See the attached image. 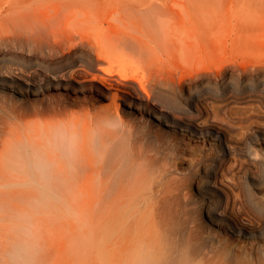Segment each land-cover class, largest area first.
<instances>
[{
	"label": "bare ground",
	"instance_id": "obj_1",
	"mask_svg": "<svg viewBox=\"0 0 264 264\" xmlns=\"http://www.w3.org/2000/svg\"><path fill=\"white\" fill-rule=\"evenodd\" d=\"M216 4L221 15L213 11ZM257 4L264 8V0H0V37L26 29V36L45 49L44 55L57 60V72L74 74V94H84L89 84L100 100L92 115L74 113L71 120L48 124L43 152L22 138L19 153L0 155V264H74V248L79 253L78 248L87 245L99 264H264L261 243L255 249L230 239L214 241V234L198 228L182 236L181 224L184 227L195 202L181 194L185 176H170L174 150L164 156L166 162L156 164L159 175L147 183L157 188L155 195L142 198L138 192L144 184L138 192L135 187L144 176L130 160L115 156L110 144L116 139L108 127L127 121L116 100L122 92L130 110L142 105L160 124L213 139L219 153L197 159L204 163L202 187L197 185L200 202L206 200L211 223L231 237L264 241V196L260 199L248 180L257 181L255 172L264 166V157H257L251 144L252 137L264 143V78L242 84L214 81L232 63L215 57V50L245 39L264 46V28L254 27L255 16L243 19ZM233 18H241L244 33L219 25ZM119 19L131 22L128 32L110 31ZM204 52L212 56V65L195 62ZM130 53L141 62L160 63L159 70L150 69L149 81L168 84L179 75L182 80H202L199 90L182 105L156 95L142 73H122L117 79L86 70L111 74L100 64ZM230 69L243 73L236 66ZM234 103L254 105L234 108ZM208 193L213 198L204 197ZM125 213H130L127 221L138 236L122 245L117 235L126 225Z\"/></svg>",
	"mask_w": 264,
	"mask_h": 264
},
{
	"label": "rangeland",
	"instance_id": "obj_2",
	"mask_svg": "<svg viewBox=\"0 0 264 264\" xmlns=\"http://www.w3.org/2000/svg\"><path fill=\"white\" fill-rule=\"evenodd\" d=\"M213 11L220 12L221 8L216 4L213 7ZM108 14L109 17L110 12ZM221 14L222 12H220V15ZM252 16H255V18L258 20V23H253L254 27L256 29L264 28V8H262L258 4L256 6L254 5L253 7H250L248 14L244 16L243 19L248 20ZM108 17L107 15H105L104 18V22L107 27L110 26ZM125 20L127 19L116 20L118 23H116L115 21L114 24H111L110 31L122 34L128 32V29L132 27V24L130 21L125 22ZM121 21L125 23V28H123L122 30L121 25L123 26V23ZM219 25L232 26V28L237 32L240 31L243 33L246 29L241 18L222 19L219 22ZM124 29H126L127 31ZM25 32L26 29L25 31L22 29H14L12 30L11 35L0 37V155L5 153H19L16 148H23V143H19L18 141L22 138L24 141H26L27 146L28 144H32L31 146H33L34 148H38L41 152H43V148H46V146L48 145V137L45 133L46 126L47 128L49 127L48 124L60 123L61 121H66L68 118L71 120L70 116L74 113H76L77 115H81L83 113L92 115L100 107V100L97 97L96 93L90 91L89 84L87 85V89L86 91H84V94L80 91L74 94V74H71V72L69 71L64 73L57 72L59 65V63H57V60L50 59L48 56H45V52H43L45 49H43V47H41L40 45L38 46L37 42H34L32 39L30 40V35H28V38ZM217 51H219V53H217ZM214 54L215 57L220 58L221 60L229 59L232 61V63H230V65L226 67L221 76L214 79V81H217L216 83L219 85L221 84V82L227 79H231L237 83L242 84L243 81L256 83L259 79L264 78L263 44L255 45L250 41V39H245L233 46H229L227 49L224 48L222 50H215ZM138 58L139 55L130 53V55H123L115 62H102L100 64L101 68L103 67V69H108L109 72L111 70V74L101 70L99 71L97 69L89 70L88 68H86V70L87 72H89V75L100 72L102 74H105V76L113 75V77L117 79H121L120 75L122 73H129L130 76L133 75L132 73H136V77H139L142 73L144 74L145 79L148 80V84L151 85L154 89V93H158L156 95L161 98L173 99V101L182 105H188L191 94L199 90L198 86L201 84L202 80L193 81L187 80L185 78H183L184 80H182L179 75H175L174 82H170L168 84L164 83L163 81H149L150 69L151 71H157L159 70L161 65H159L160 63H158V61L153 63H149L148 61L141 62L137 60ZM194 60L198 64L199 61H201V66L209 64L212 65V56L207 52H204L202 55L197 54L194 57ZM144 63H149V65ZM152 66H155V69L152 68ZM231 66H236V68L242 70L243 73L241 75H238L237 72H233V70L230 69ZM261 71L263 73H261ZM87 74L88 73H86V75ZM18 89L22 92L20 93ZM33 92H36V95H33ZM117 96L118 97L116 100L119 109L121 110V112H123L124 109V115L127 121L121 125L120 123L116 122L112 124V126H108L109 129L111 127V135H114L116 139V141L111 143L110 146L112 145L111 148L113 149L115 156L117 155L118 159L122 160L124 157L123 160H130L133 164H135L137 169H139V173L144 176H142L143 178L141 177L142 179H139L140 182L135 187L136 191L138 190V188L139 190L142 188L141 191H137L139 196L145 198V195H155L157 188H153L154 186H151V189L148 187L149 184L147 183L151 181L152 175V178H156L159 175L160 171L156 164L158 162H166L163 161V158H167L164 156H167L168 154L173 155V153H170V151L174 150L176 157L174 161L172 160L173 164L170 163L171 165H173L172 167H170V169L172 172H174V174L170 176L172 177L176 174L181 175V173L183 176H185L183 181L184 183H182L181 186V194H186L185 196L188 200L190 199L195 202V205L193 204L192 207H190L193 209H190L189 211H192L193 213H188L190 216L192 215V217H189L188 215V220L186 219L187 222L185 221V224L187 223L186 225L190 226V224H192V226H190L189 228L184 224V230V227H182L181 224V230H183V232H181L182 236H187L188 232L194 228L195 231L199 229L198 231L206 230L207 232L208 230L209 233L214 234V236H212V240L214 241H217V238L230 239L233 240L235 244H239L241 246H249V244H251L255 249L258 248L260 243L264 245L263 238L261 237L256 238V241L254 240V242L251 241L252 239L243 241L239 240V237H231V235L227 233V231H225L222 227L211 223L210 217H208L205 210L206 200L200 202L197 185L200 186L199 188L202 187V182L204 180V163L197 161V159L199 158L198 156L202 154L205 155L219 153V150H217V147L214 145L215 141L208 136L203 139V137H201L200 135L195 136L190 134L188 131H183L178 128L174 129L171 126L163 125L164 123L160 124L153 116H151L150 113L147 112L146 107L143 108L142 105L138 110H130L129 107H127V105L125 104V99L127 96L126 93L118 92ZM237 104L239 105V107ZM237 104L234 103L232 104V106L234 108H240L246 105V103ZM251 104L254 105V103H249L250 106H253ZM249 105L247 104L246 106ZM261 106L260 111L264 114V107L262 106L261 108ZM158 113L160 114L159 111ZM234 115L237 116L239 114ZM260 119L263 118H258V120ZM113 127L118 130L116 131V129H113ZM122 127L124 128V130L122 129ZM126 131L128 132V134L125 133ZM235 132L237 133L238 129H235ZM129 133L131 136H129ZM124 134H126V136H124ZM252 140L253 141H251V144L253 146V149L257 152V157H264L263 141L260 139L258 140V143L255 138L253 139V137ZM152 143L154 144L153 146H155V148L152 146ZM151 149H153V152ZM146 152H148V154H145ZM7 161L8 163L11 162L10 159H8ZM169 161H171V159H169ZM154 167H156V169H153ZM259 167L255 172L258 180H253V178L251 177L248 178V180L250 181L252 191L261 199V197L264 196V166ZM167 168L169 167L167 166ZM153 170H155V172H153ZM151 171L153 173H151ZM132 174L134 176L135 172ZM148 175L150 176L148 177ZM146 176L148 177V179ZM132 178L134 177H131L130 180H132ZM142 184H144V186ZM203 195L204 197L213 198L209 193ZM139 205L142 206L141 208H144V201L140 200ZM141 210H143L142 213L145 212L144 209ZM125 212H129L128 209L125 210ZM129 214L125 213V216L123 215L122 220L124 221L122 225H124L125 221H127L126 216H128ZM128 221V223H125L126 225L124 226V228H120L122 234L117 235L121 239L120 240L117 238V241L122 245L129 243L131 238H133V241H135L134 238L138 236L137 229H132L130 225L131 220ZM133 230L134 234L136 231L135 235L133 234ZM140 231H138V234H142V231L141 233ZM127 233H129L128 237L126 236ZM125 237L128 242L124 241ZM145 238L142 239L143 242L146 241ZM229 243L230 241H228V244ZM261 248L264 251V246H261ZM84 250L86 253L84 252ZM78 251L79 253L77 252V248H74V264H99V259L93 258L88 245L78 248Z\"/></svg>",
	"mask_w": 264,
	"mask_h": 264
}]
</instances>
